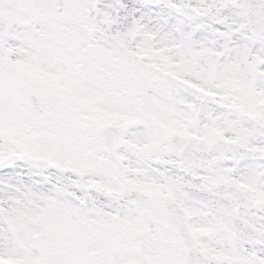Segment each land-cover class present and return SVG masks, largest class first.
<instances>
[{"label":"snow or ice","instance_id":"obj_1","mask_svg":"<svg viewBox=\"0 0 264 264\" xmlns=\"http://www.w3.org/2000/svg\"><path fill=\"white\" fill-rule=\"evenodd\" d=\"M0 264H264V0H0Z\"/></svg>","mask_w":264,"mask_h":264}]
</instances>
